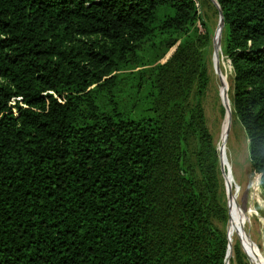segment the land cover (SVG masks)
Returning a JSON list of instances; mask_svg holds the SVG:
<instances>
[{
  "label": "trees",
  "instance_id": "1",
  "mask_svg": "<svg viewBox=\"0 0 264 264\" xmlns=\"http://www.w3.org/2000/svg\"><path fill=\"white\" fill-rule=\"evenodd\" d=\"M215 1L233 114L264 193V0ZM204 2L0 0V264L224 263L202 110L214 51ZM144 76L153 87L176 79L197 101L177 123L196 140L211 199L183 162L160 187L171 117L149 103L156 93L141 94ZM172 98L174 109L187 101Z\"/></svg>",
  "mask_w": 264,
  "mask_h": 264
},
{
  "label": "rangeland",
  "instance_id": "2",
  "mask_svg": "<svg viewBox=\"0 0 264 264\" xmlns=\"http://www.w3.org/2000/svg\"><path fill=\"white\" fill-rule=\"evenodd\" d=\"M203 6L205 19L213 31L214 51L209 66L210 83L202 110L213 138L214 153L217 154L216 194L221 201V206L216 208L212 219L214 225L226 238L227 251L223 264H264V193L260 187V178L254 172L249 159L246 133L232 110L231 71L223 51L225 26L220 29V14L211 0L208 3L204 2ZM215 43H217L216 64L220 68L221 75L217 73L214 64ZM172 54L173 52H169L162 60L156 57L155 59L159 61L153 67L166 66ZM148 68L151 66L146 67ZM150 79L151 76H144L145 83L141 94L147 97L151 92L156 93V97L149 103L171 117L167 127L169 135L162 149V165L160 169L158 168L160 187L175 182L178 164L183 162L188 174L196 180L198 192L201 194L203 192L208 197L207 200L211 199L208 181L205 180L206 176L201 171L195 155L196 140L188 127L180 128V124L177 123L182 119V106L189 104L188 108L191 110L197 107V101L193 94L189 95L191 92L187 89L183 91L177 88L184 83L175 84L176 79H157L154 87ZM223 86H226L223 98L230 110L228 117L225 103L221 99ZM136 91V88H130L119 97L122 102L120 108L125 114H131L133 110ZM181 93L186 96L187 101H181L179 108H171L172 95ZM151 105L146 106L150 108ZM207 174L213 176V169H209ZM228 192L231 193L230 200ZM207 200L205 203L208 202Z\"/></svg>",
  "mask_w": 264,
  "mask_h": 264
},
{
  "label": "water",
  "instance_id": "3",
  "mask_svg": "<svg viewBox=\"0 0 264 264\" xmlns=\"http://www.w3.org/2000/svg\"><path fill=\"white\" fill-rule=\"evenodd\" d=\"M212 1L215 3V5H216L217 7H219L218 3H217L215 0H212ZM219 8H220V7H219ZM219 11H220V29H222L223 26H224V17H223L222 10L220 9ZM216 52H217V43H215L214 64H215V69H216L217 73L221 75L220 68L218 67V64H216ZM221 99H222V101H223V103H224V100H223V96H222V95H221ZM228 196H229V200H230V198H231V193H230V192H228Z\"/></svg>",
  "mask_w": 264,
  "mask_h": 264
},
{
  "label": "bare ground",
  "instance_id": "4",
  "mask_svg": "<svg viewBox=\"0 0 264 264\" xmlns=\"http://www.w3.org/2000/svg\"><path fill=\"white\" fill-rule=\"evenodd\" d=\"M225 92H226V86H223V88L221 90V95L223 97L225 95ZM223 100H224V98H223ZM224 103H225V107H226V110H227V117H228V115H230V110H229L228 106L226 105V102L225 101H224ZM227 117H226V119H227ZM224 127H226V126H224Z\"/></svg>",
  "mask_w": 264,
  "mask_h": 264
}]
</instances>
